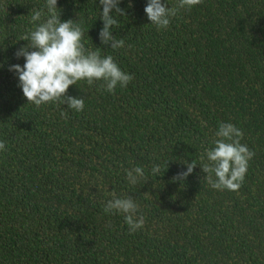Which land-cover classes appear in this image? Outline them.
<instances>
[{
  "label": "trees",
  "instance_id": "16d2710c",
  "mask_svg": "<svg viewBox=\"0 0 264 264\" xmlns=\"http://www.w3.org/2000/svg\"><path fill=\"white\" fill-rule=\"evenodd\" d=\"M147 2L113 11L124 40L113 49L99 40V0H57L85 48L133 76L114 93L102 80L70 86L78 113L27 103L8 70L25 63L19 39L46 0H0V264H264V0H203L161 30ZM220 123L254 152L237 192L213 189L199 165ZM186 161L193 173L173 182ZM137 166L145 179L132 185ZM109 191L134 199L141 229L105 213Z\"/></svg>",
  "mask_w": 264,
  "mask_h": 264
},
{
  "label": "clouds",
  "instance_id": "9594fccd",
  "mask_svg": "<svg viewBox=\"0 0 264 264\" xmlns=\"http://www.w3.org/2000/svg\"><path fill=\"white\" fill-rule=\"evenodd\" d=\"M203 0H178L175 7H169L165 0H148L144 9L150 23L157 30L167 28L171 17L179 9H191ZM121 0H99L102 6L100 19L103 27L99 32V40L103 45L113 49L123 47L124 40H117L112 35L113 26L118 21L112 15L113 11L125 15L119 7ZM45 10L33 9L30 22L34 27L23 34L19 40L27 41L15 53L17 59L23 57L25 63L9 66V71L18 75V86L22 89L27 103L39 107L42 104H67L68 108L82 112L84 100L68 95L70 86L80 81H86L91 86L94 81H103L105 90L114 93L117 85L126 87L133 79L131 74L123 72L111 55L102 57L99 50L86 49L82 39L84 29L79 23L69 19L61 21V9L57 0H46ZM216 139L213 146L205 149L199 164L209 185L216 190L237 192L244 183L248 162L254 156L247 145L241 143L243 132L231 123H220L214 133ZM5 149V142L0 141V151ZM187 171L178 173L172 181H184L193 173L197 163L191 161ZM160 166L154 165L152 173H159ZM128 182L139 183L144 177L143 167H133L126 170ZM111 199L106 202L105 213H120L129 226L130 232H135L144 226L143 214L139 216V206L131 196L121 197L114 192H107Z\"/></svg>",
  "mask_w": 264,
  "mask_h": 264
}]
</instances>
